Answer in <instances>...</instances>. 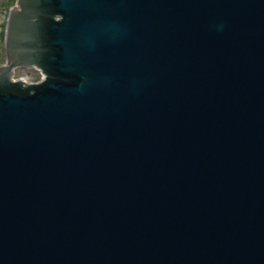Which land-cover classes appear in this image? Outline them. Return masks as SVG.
<instances>
[{
	"label": "water",
	"instance_id": "1",
	"mask_svg": "<svg viewBox=\"0 0 264 264\" xmlns=\"http://www.w3.org/2000/svg\"><path fill=\"white\" fill-rule=\"evenodd\" d=\"M18 4L0 264H264V0Z\"/></svg>",
	"mask_w": 264,
	"mask_h": 264
},
{
	"label": "rangeland",
	"instance_id": "2",
	"mask_svg": "<svg viewBox=\"0 0 264 264\" xmlns=\"http://www.w3.org/2000/svg\"><path fill=\"white\" fill-rule=\"evenodd\" d=\"M16 1L17 0H0V63H3L5 61L4 31L6 28L7 17L10 9L16 4ZM23 72H24L23 70H20V73Z\"/></svg>",
	"mask_w": 264,
	"mask_h": 264
}]
</instances>
